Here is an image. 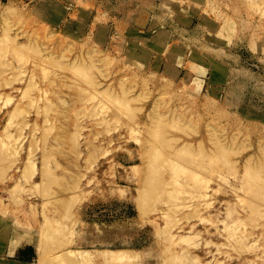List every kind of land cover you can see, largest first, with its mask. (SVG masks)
Here are the masks:
<instances>
[{
  "label": "rangeland",
  "instance_id": "374dc122",
  "mask_svg": "<svg viewBox=\"0 0 264 264\" xmlns=\"http://www.w3.org/2000/svg\"><path fill=\"white\" fill-rule=\"evenodd\" d=\"M0 264H264V0H0Z\"/></svg>",
  "mask_w": 264,
  "mask_h": 264
},
{
  "label": "bare ground",
  "instance_id": "6f19581e",
  "mask_svg": "<svg viewBox=\"0 0 264 264\" xmlns=\"http://www.w3.org/2000/svg\"><path fill=\"white\" fill-rule=\"evenodd\" d=\"M144 203V202H143ZM80 251V250H79ZM82 251V253L79 255V257H81L82 259H88V258H90L91 256L90 255H88V254H85L88 250H86V249H82L81 250ZM113 253V254H112ZM109 256V255H108ZM110 256H113V257H122L119 253H117V251H114L113 250V252H111L110 253Z\"/></svg>",
  "mask_w": 264,
  "mask_h": 264
}]
</instances>
